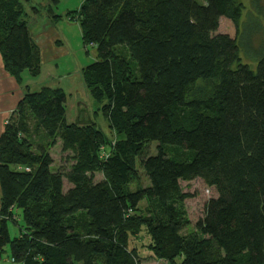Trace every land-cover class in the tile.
I'll list each match as a JSON object with an SVG mask.
<instances>
[{"label": "trees", "instance_id": "16d2710c", "mask_svg": "<svg viewBox=\"0 0 264 264\" xmlns=\"http://www.w3.org/2000/svg\"><path fill=\"white\" fill-rule=\"evenodd\" d=\"M24 1L0 0V53L18 82L42 67ZM243 11L242 0H85L68 13L97 48L82 78L117 138L88 104L89 118L68 121L63 89L26 91L0 135V259L10 244L23 264H144L131 236L145 229L169 264H264V55L242 61ZM221 17L235 37L216 33ZM58 143L66 169L53 167ZM138 166L148 184L130 189ZM196 178L216 196L184 233L181 181Z\"/></svg>", "mask_w": 264, "mask_h": 264}, {"label": "rangeland", "instance_id": "374dc122", "mask_svg": "<svg viewBox=\"0 0 264 264\" xmlns=\"http://www.w3.org/2000/svg\"><path fill=\"white\" fill-rule=\"evenodd\" d=\"M85 0H25L24 5L27 11V19L31 24L36 26H47V28L57 29V32L66 42L67 51L58 53V57L54 62L46 63L43 66L40 80L48 78L49 72L58 75H68L73 73L80 67L86 66L98 59L97 48L92 44H85L82 38V28L79 20L68 15L80 10ZM199 3H204L205 0H197ZM244 3V11L240 19V34L238 35V44L240 47V56L242 61L249 64L252 68L256 67L258 59L264 55V0H260L259 4H253L252 0H242ZM49 5L52 6V10L49 11ZM261 6V10L258 8ZM33 7H36L35 9ZM260 10V11H259ZM55 15L59 17L55 19ZM52 22V24H51ZM54 26V27H53ZM54 33V31H53ZM216 33H227L232 37L237 35V25L226 17L219 19V27ZM122 49L126 57L129 58V54L126 48L118 47ZM134 65V62H131ZM58 65V67L56 66ZM67 73V74H66ZM80 85V84H79ZM78 85V86H79ZM86 88V87H85ZM84 88L74 92V97H80L78 100H85L88 104L91 117L98 120L99 127H101L105 133L111 139V145L114 144L117 134L108 127L105 118L98 111L99 104H97L90 97L88 89ZM83 102V101H82ZM38 138V136H36ZM156 144L152 143L148 147V153L155 152ZM110 146L103 148V154L109 153ZM51 154L54 160V168H68L71 162L67 161V153L61 151V144L58 143L51 149ZM138 173L140 175L139 181L131 183L129 188L135 189L138 185L148 184V178L141 166H138ZM103 175L96 173L95 181L102 180ZM72 185L64 179V190L67 191ZM181 186L184 192L188 194L185 200V206L187 215L190 220V224L183 229L184 233H187L194 229L195 223L198 219L204 216L206 203L211 197L216 196L215 189L206 184L201 178H196L190 181H181ZM18 215H15L19 219V224L14 223L12 220L8 222V230L11 238L16 237L19 234V225H22V214L20 210H17ZM150 237L145 229H141L137 233L131 236V245H135L139 248V256L144 264H169L165 259H156L151 255V251L148 249ZM182 261L181 257L176 259V264ZM0 264H23L20 262H14L12 260L10 244L4 247V252L0 259Z\"/></svg>", "mask_w": 264, "mask_h": 264}, {"label": "crops", "instance_id": "0c3cea01", "mask_svg": "<svg viewBox=\"0 0 264 264\" xmlns=\"http://www.w3.org/2000/svg\"><path fill=\"white\" fill-rule=\"evenodd\" d=\"M29 27L33 40L41 52L42 73L43 66L47 62H54L59 56L58 53L67 51L66 42L64 41L65 39L58 34L54 26V29H48L47 26H36V24H31V22H29ZM56 66L58 67V65ZM83 67H80L79 70L77 69L73 73H68V75H56L49 72L48 78L45 80H40L41 73L37 77H32L27 72H24L23 81L18 82L14 76L5 70L0 53V135L4 130L7 119L16 109L17 104L28 89L34 91L43 86L59 87L63 89L68 96L66 103L68 121H75L81 117L87 116V103L84 99L82 100L83 102L78 100L80 99L79 96L74 97L73 95L77 89L79 90V87L82 90L80 93L85 94L82 93L85 88L81 73Z\"/></svg>", "mask_w": 264, "mask_h": 264}, {"label": "water", "instance_id": "95a60500", "mask_svg": "<svg viewBox=\"0 0 264 264\" xmlns=\"http://www.w3.org/2000/svg\"><path fill=\"white\" fill-rule=\"evenodd\" d=\"M86 113H87V117L89 118V112H88V108L86 107Z\"/></svg>", "mask_w": 264, "mask_h": 264}, {"label": "built area", "instance_id": "2783aa9c", "mask_svg": "<svg viewBox=\"0 0 264 264\" xmlns=\"http://www.w3.org/2000/svg\"><path fill=\"white\" fill-rule=\"evenodd\" d=\"M27 169H29V168H27Z\"/></svg>", "mask_w": 264, "mask_h": 264}]
</instances>
